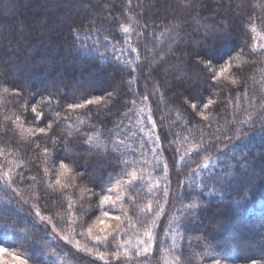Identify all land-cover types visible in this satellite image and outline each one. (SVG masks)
I'll use <instances>...</instances> for the list:
<instances>
[{
	"label": "trees",
	"instance_id": "obj_1",
	"mask_svg": "<svg viewBox=\"0 0 264 264\" xmlns=\"http://www.w3.org/2000/svg\"><path fill=\"white\" fill-rule=\"evenodd\" d=\"M129 176L130 243L148 202L154 253L264 264V0H0V248L149 264L118 256L119 233L68 243Z\"/></svg>",
	"mask_w": 264,
	"mask_h": 264
},
{
	"label": "rangeland",
	"instance_id": "obj_2",
	"mask_svg": "<svg viewBox=\"0 0 264 264\" xmlns=\"http://www.w3.org/2000/svg\"><path fill=\"white\" fill-rule=\"evenodd\" d=\"M130 174V172L128 173ZM134 178V177H133ZM130 182V176L126 177L125 179H119L115 182L114 186H112L108 191H106L105 195H109L112 197V200L106 203V209L100 212V214L96 217L95 220L91 222L89 227L92 228L91 233L88 232L89 227L87 230L82 234L85 240H80L81 238H68L73 248L76 250L80 249L79 247L84 246L85 242L92 243V244H105L106 240H108L112 236H116V233H119L117 236L122 242H118L116 245H119L118 250L120 253V257L129 258L130 257V249L135 252L137 257L142 256L144 258L145 256L148 259L149 264H178L177 254H175L174 248H176L174 241L171 242V244H174L173 247L168 251H161L162 248L159 246V249L157 253L153 252V241L155 240V236L160 230V213L161 211L160 206L161 205H154V207L151 206L150 203L146 202L145 205H143L142 209L138 211V217L141 214V218L143 221H137L138 224V238L133 239V243H130V228L124 227V230L122 232L121 224L128 223L124 220L126 215L124 212L121 211V204L117 205L116 208L114 207L115 202L117 200H121L122 196V186L123 184H128ZM102 200V198H101ZM163 201V200H162ZM161 202V201H160ZM158 202V203H160ZM157 203V204H158ZM108 213V216H104V212ZM248 215L254 217L257 216V212L250 208L247 212ZM113 217H119V220L113 219ZM102 221V222H100ZM130 223V222H129ZM121 227V228H120ZM167 230V229H166ZM163 232V237L168 236L167 238H170L171 236L175 237V230L171 229ZM215 231L219 232H227L231 233V230L225 228L222 230H218L215 228ZM126 233V237L124 238V234ZM150 233V236L148 235ZM99 237H106V239L96 240L95 238ZM174 240V238H172ZM160 242V241H159ZM106 245V244H105ZM88 247V246H87ZM147 248V251L145 252L144 249ZM3 249V248H0ZM93 250V248H92ZM118 251V252H119ZM139 253V255L137 254ZM104 255V253H101ZM97 254L98 259L102 260V255ZM116 254V253H115ZM116 257L114 256L113 259ZM20 261H22L14 252L6 251H0V264H20ZM103 261V260H102ZM216 261H219V264H239V263H232V262H225L220 260H215L212 262V264H216ZM59 264H75V262H72L67 256L60 255V260L58 259Z\"/></svg>",
	"mask_w": 264,
	"mask_h": 264
},
{
	"label": "snow or ice",
	"instance_id": "obj_3",
	"mask_svg": "<svg viewBox=\"0 0 264 264\" xmlns=\"http://www.w3.org/2000/svg\"><path fill=\"white\" fill-rule=\"evenodd\" d=\"M124 31L127 32L128 29H127V28H124ZM134 50H135V49H134ZM205 67H210V63H209V64H206ZM224 71H226V68H221L220 72H224ZM219 75H220V73L218 72V73H217V76H219ZM98 101H99V98H96V100H88V101H86L85 103H87V104H93V103H97ZM210 103H211V101H209V104H210ZM68 107H69L70 109H73V108H82V107H84V104H70ZM192 107L195 109V108H196V105H192ZM205 107H208V105L206 104ZM32 112H33V113H36V112H37V109H36L35 106H33V108H32ZM36 118L39 119V114H37V117H36ZM48 127L51 128V125H49ZM38 131H39L40 133H44V132H45V128L41 127V128L38 129ZM60 167L63 168L64 165L61 164ZM57 183H59V180H57ZM111 200H112V197H111V196H109V195H104V196L102 197L101 203H102V204H106V203H108V202L111 201ZM191 206H192V207H195L194 204L191 205ZM37 215H40V213H37ZM104 216H105V217L108 216V213H107L106 211L104 212ZM113 219L119 220L120 218H119V217H113ZM100 222H102V221H100ZM91 231H92V228L89 227L88 232L91 233ZM148 235L150 236V233H148ZM95 239H96V240H101V239H106V237H103V238H102V237L97 236ZM0 251H4V249H0ZM144 251L146 252V251H147V248H145ZM137 254L139 255V253H137ZM20 264H24V262H23V261H20ZM216 264H219V261H216Z\"/></svg>",
	"mask_w": 264,
	"mask_h": 264
}]
</instances>
